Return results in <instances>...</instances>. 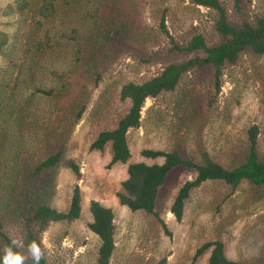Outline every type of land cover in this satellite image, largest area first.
<instances>
[{
    "label": "rangeland",
    "instance_id": "374dc122",
    "mask_svg": "<svg viewBox=\"0 0 264 264\" xmlns=\"http://www.w3.org/2000/svg\"><path fill=\"white\" fill-rule=\"evenodd\" d=\"M222 2L230 6L231 0ZM55 4L53 9L48 3L36 8L29 2L21 9V0H0V200L9 209L10 194L26 166L42 156L47 144L62 145L80 164L81 177L76 181L67 168H59L54 180L49 179V203L67 209L77 183L82 211L76 221L52 223L42 234L51 259L94 264L98 240L87 227L92 200L114 214L111 264H207L208 253L197 259L194 255L213 240L225 244L231 260L256 257L264 240V189L246 182L233 189L219 180L207 181L191 193L177 222L170 205L178 188L193 178L177 169L158 198L168 235L150 216L118 202L127 164L110 165L109 145L101 152L89 149L97 132L112 127L125 113L127 105L119 97L124 83H140L166 64L189 58L172 49L171 39L184 45L192 34L202 33L209 44L219 41L208 11L190 0ZM244 12L264 13V0L246 1ZM62 104L66 115L59 111ZM81 106L83 115L76 120ZM251 123L261 129L259 153L264 159V56L244 55L224 71L218 95L210 71L195 70L173 92L147 99L139 128L128 133L130 162L162 161L142 158L143 149H176L196 160L199 150L206 149L231 166L243 156L244 130ZM10 226L20 243L15 225Z\"/></svg>",
    "mask_w": 264,
    "mask_h": 264
},
{
    "label": "trees",
    "instance_id": "16d2710c",
    "mask_svg": "<svg viewBox=\"0 0 264 264\" xmlns=\"http://www.w3.org/2000/svg\"><path fill=\"white\" fill-rule=\"evenodd\" d=\"M21 0V9L27 3L39 4L53 9L55 0ZM195 6L208 11L212 27L219 41L207 43L202 33H194L185 44L170 40L172 49L188 55L184 61L166 64L157 74L140 82H126L119 91V97L127 109L114 125L97 132L89 145L92 151H103L109 145L110 165L127 164L126 178L121 183V191L116 194L118 202L133 212H142L161 224L166 234L165 222L160 216L158 204L159 193L173 171L185 170L193 174L177 190L169 211L177 222L184 216L185 205L191 193L207 181L219 180L233 189L243 182L257 190L264 189V159L260 157L259 144L261 129L251 123L244 130V151L242 158L231 166L217 161L206 149L199 150V159L185 155L178 150L143 149L140 156L146 160L161 159V162L148 164L144 161L130 162L131 150L128 144V133L140 126L141 110L147 99H154L162 93L173 92L182 77L195 70H209L214 95H218L222 85L224 71L236 66L244 55L264 56V13L249 14L244 12L248 0H231L230 6L222 0H190ZM45 2V3H43ZM59 3V2H56ZM163 25V23H162ZM165 34H167L164 29ZM45 96H51L52 90H39ZM59 111L67 114V106L59 105ZM85 106L78 108L74 117L80 120ZM51 138L48 140L50 142ZM67 168L75 180L81 177L80 164L68 156L62 145H46L42 156L26 166L24 176L15 183L8 205L0 200V256L10 245L12 237L10 225L19 235L21 242L16 251L24 257V264H34L29 245L35 241L39 244L43 256L40 264H60L57 258H50L42 243V234L52 223H72L80 218L81 191L74 184L69 205L61 211L49 203L48 186L59 168ZM46 180L45 186H43ZM3 202V203H2ZM12 205L14 207L12 208ZM91 221L89 231L97 237L98 248L94 264H111L115 246V222L113 211L102 203L92 200L88 205ZM13 221V222H12ZM6 222H11L6 225ZM208 253L207 264H264V240L258 255L252 259L231 260L225 252L221 240L207 241L200 245L194 259Z\"/></svg>",
    "mask_w": 264,
    "mask_h": 264
},
{
    "label": "clouds",
    "instance_id": "9594fccd",
    "mask_svg": "<svg viewBox=\"0 0 264 264\" xmlns=\"http://www.w3.org/2000/svg\"><path fill=\"white\" fill-rule=\"evenodd\" d=\"M17 247V241L12 240L10 245L5 249L4 254L0 256V264H24L25 257L16 251ZM29 252L31 253L34 264H40L43 253L37 242L33 241L29 245Z\"/></svg>",
    "mask_w": 264,
    "mask_h": 264
}]
</instances>
